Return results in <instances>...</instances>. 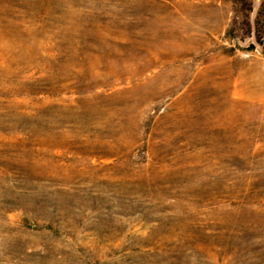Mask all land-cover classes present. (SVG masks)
Returning a JSON list of instances; mask_svg holds the SVG:
<instances>
[{
  "label": "rangeland",
  "instance_id": "rangeland-1",
  "mask_svg": "<svg viewBox=\"0 0 264 264\" xmlns=\"http://www.w3.org/2000/svg\"><path fill=\"white\" fill-rule=\"evenodd\" d=\"M260 3L0 0V264H264Z\"/></svg>",
  "mask_w": 264,
  "mask_h": 264
},
{
  "label": "trees",
  "instance_id": "trees-1",
  "mask_svg": "<svg viewBox=\"0 0 264 264\" xmlns=\"http://www.w3.org/2000/svg\"><path fill=\"white\" fill-rule=\"evenodd\" d=\"M231 2L235 14L239 15L242 19L243 25L249 28L250 27L249 14L251 11L252 0H231ZM263 12H264V0H261L259 15H261Z\"/></svg>",
  "mask_w": 264,
  "mask_h": 264
}]
</instances>
